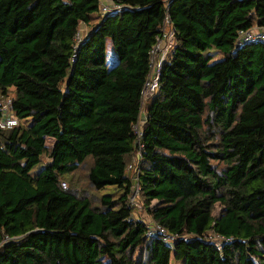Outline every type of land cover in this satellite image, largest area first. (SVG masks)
<instances>
[{"label": "trees", "instance_id": "16d2710c", "mask_svg": "<svg viewBox=\"0 0 264 264\" xmlns=\"http://www.w3.org/2000/svg\"><path fill=\"white\" fill-rule=\"evenodd\" d=\"M115 1L102 15L101 0H0V96L19 119L0 129V264H264V43L235 46L264 28V0ZM166 21L176 44L145 106L133 198ZM88 160L100 204L65 181Z\"/></svg>", "mask_w": 264, "mask_h": 264}, {"label": "built area", "instance_id": "2783aa9c", "mask_svg": "<svg viewBox=\"0 0 264 264\" xmlns=\"http://www.w3.org/2000/svg\"><path fill=\"white\" fill-rule=\"evenodd\" d=\"M123 9V6L115 1V0H107L105 2L101 1L100 4V13L102 15L113 13V12H119ZM87 32L83 30L81 27L79 28L78 32L75 35V51L78 49V46L80 42L86 37ZM256 42H262L264 43V28L263 27H253L251 29H241L238 31V35L235 41L236 47L244 46L245 44L249 43H256ZM176 44V38H175V31L173 25L166 21V25L163 28V35L162 37L158 38V42L155 44L153 49L150 52V67L151 72L149 74V77L147 79L146 85L142 91V105H141V116L138 120V122L135 124V131L137 135L136 142L138 144L139 151L135 155L133 161L131 164H129L128 169H133V162L134 164H138V168L135 170L136 176L133 178L135 181V185L137 186V192L139 191V185H138V175H139V168L140 164L143 160V154L141 150V138L143 136V125L146 120V111L145 106L149 99L154 97L156 93L159 90V78L161 74V70L164 64V61L166 57L171 52L172 48ZM77 56V53H74L72 56V61H75V58ZM0 109L3 112V115L0 116V129L1 130H8L12 129L13 127L17 126L19 124V119L10 114V103H11V97L6 99L5 101L1 102ZM133 198L136 197V194L133 192L132 195ZM161 232L164 230L161 228H158ZM152 235V233H150Z\"/></svg>", "mask_w": 264, "mask_h": 264}, {"label": "rangeland", "instance_id": "374dc122", "mask_svg": "<svg viewBox=\"0 0 264 264\" xmlns=\"http://www.w3.org/2000/svg\"><path fill=\"white\" fill-rule=\"evenodd\" d=\"M102 2H105L107 0H101ZM82 28V25L80 26ZM91 27V26H90ZM83 29V28H82ZM84 30V29H83ZM90 28L88 26L87 28V32H89ZM111 39L108 40V42H110ZM113 50V48H112ZM111 45L107 44V53L109 54V58L111 57ZM1 96H0V102H2L1 100ZM21 125H27V122L25 121H21L20 122ZM54 140L53 139H48V145L51 146L53 144ZM137 154V153H136ZM133 155L132 157V161L135 157V155ZM49 161V157L44 156L42 159V164L44 165ZM131 161V163H132ZM91 161L88 160L86 164H83L73 175V180L71 182V184L69 183V179H65L68 187L70 186L75 192H77L78 194H84L86 196H89L93 199V202L95 204H100L99 201V197L102 195V193H104L105 191H97L95 190V188L89 183V179H88V172H89V167L91 165ZM130 163V164H131ZM129 166V165H128ZM133 169L128 170V175H130L132 178H134L136 176V172L135 170L138 168V164H134L133 162ZM136 185L134 188V193L136 194V197H139V191L137 192L136 189ZM139 199V198H138ZM137 205L135 206L136 208H134V213H135V217H140V218H144L146 220V222L151 223V217L148 215L147 210L145 209V207L143 206L141 200H137ZM222 210V207L219 203H217V207L214 211V215H219L220 212ZM211 239H213L214 241H216L217 243H220L221 240L217 237V236H211ZM103 264H107V263H103ZM171 264H184L182 261L176 260L174 257L171 258Z\"/></svg>", "mask_w": 264, "mask_h": 264}, {"label": "crops", "instance_id": "0c3cea01", "mask_svg": "<svg viewBox=\"0 0 264 264\" xmlns=\"http://www.w3.org/2000/svg\"><path fill=\"white\" fill-rule=\"evenodd\" d=\"M82 28L87 32L88 25H82ZM107 44L111 45V51H112V48H113L112 41L108 42Z\"/></svg>", "mask_w": 264, "mask_h": 264}]
</instances>
